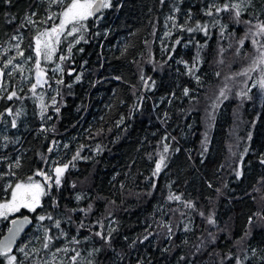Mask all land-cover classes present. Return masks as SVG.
Instances as JSON below:
<instances>
[{
    "label": "trees",
    "instance_id": "16d2710c",
    "mask_svg": "<svg viewBox=\"0 0 264 264\" xmlns=\"http://www.w3.org/2000/svg\"><path fill=\"white\" fill-rule=\"evenodd\" d=\"M225 3L229 11L205 14ZM233 3H241L239 23ZM60 10L50 0H0V97H22L0 99V174L17 160L15 177H5L13 183L69 164L52 188L55 201L43 199L44 214L59 218L61 228L35 222L15 264H264L263 223L257 227L264 216V64L256 63L264 35L255 37L257 46L251 38L239 43L251 27L244 21L264 22V0H111L98 22L90 18L86 30L61 37L53 62L41 58L51 83L37 88L47 106L41 116L29 91L33 49L53 24L48 16ZM197 21L209 36L180 29ZM9 59L22 71L4 68ZM57 64L62 73L51 71ZM5 187L0 182V197L10 193ZM101 226L111 232L110 247L94 234Z\"/></svg>",
    "mask_w": 264,
    "mask_h": 264
},
{
    "label": "snow or ice",
    "instance_id": "6c2138e0",
    "mask_svg": "<svg viewBox=\"0 0 264 264\" xmlns=\"http://www.w3.org/2000/svg\"><path fill=\"white\" fill-rule=\"evenodd\" d=\"M163 2V0H162ZM50 3L52 4H59L61 10L59 12H53L51 13L47 20H53V24L51 25L50 29H45L43 32H40L36 38H35V46H34V53H35V77L33 80V83L29 86V91L34 95L37 96V98L40 100V108H41V116L44 115V112L46 111L47 106L44 103L43 100V92L37 93V88H43L45 85L48 87H51V83L49 82V79H46V70L41 66V58H43L44 62H53V55L57 50V46L61 42V37L65 36V33L67 36H73L81 30L87 29L86 21L89 18H94V21H97L102 16V9L110 8L111 7V0H68L67 3H65V0H50ZM212 8H215V13L218 16L221 11H229V4L225 3L222 7H217L215 4L211 5L208 9V11L205 13L208 16H213ZM231 10L233 11V18L236 20L237 23H239V17L241 16V3H233L231 5ZM59 19V23H55V20ZM169 19H172V17H169ZM47 20L43 21V23H47ZM29 24L35 23L31 17H29L26 21ZM218 22V21H217ZM244 23L250 25L247 29V32L245 34V37L239 41L241 47L243 46L244 39L251 38V43L253 46H257L258 41L255 38L256 36L264 35V22L260 24L253 25L251 21H244ZM175 27V25H173ZM253 28L256 29V31L253 33ZM181 30H186L189 34L200 32L203 33L205 36H209L208 31V25L207 24H201L200 22H195L194 26L187 27L185 29L184 25H180ZM248 33H252V36L249 37ZM83 39V36H79L78 39L75 41V43H79L80 40ZM193 41L190 39L187 43H192ZM198 43V42H197ZM176 44H180V40H176ZM187 46V45H185ZM204 46V45H201ZM264 48V45H261L260 47H257V51L260 53L259 57H257L256 63L264 64V50H261ZM18 54L20 56H23V52L19 51V48L17 46ZM67 51L71 53L72 47L69 46ZM82 51V49H81ZM66 57L64 55H61L59 57V61H63ZM31 59V57L27 58ZM8 65H13L12 59H9L7 63L4 65V68H7ZM13 68H20L22 71L21 66L19 65H13ZM251 70V69H250ZM53 73L63 72V69L57 64V67L53 68L51 70ZM192 69H189V73H191ZM69 75H72V72L69 71ZM4 72L3 69H0V77H3ZM11 75V74H10ZM219 75V73H217ZM237 75H248V72L244 73H237ZM52 81H54L57 84H64V80L62 78H57L55 75L50 78ZM199 79V78H197ZM76 80H79V76H76ZM259 87L264 90V78H262L259 82ZM66 87H71V84L65 85ZM255 86V85H254ZM247 87V85H245ZM185 94H188V90L185 89ZM57 95H59V92L57 91ZM221 96H225V91L222 90L220 93ZM247 92L241 91L240 96L247 97ZM13 98L16 99H22V97L17 95L16 91L10 92L6 97H0V99H7L11 101ZM52 105H55L57 103L56 98H51ZM7 114L12 115L11 108L7 109ZM55 111L58 113L59 108H56ZM16 115H19V112L16 113ZM51 117H49L50 119ZM12 126H16L15 120L12 121ZM249 139H251V136H249ZM55 143V142H53ZM177 151L179 149H176ZM49 152L52 151V148L48 149ZM165 152L168 151V146H165L164 149ZM79 157V153L76 154V156L73 157V160ZM164 162V157L161 156L160 163L156 164V170L153 175L158 173L161 169V165ZM261 164H264V159L260 160ZM9 171L4 174H0V182H3L6 187L4 188V191H7L8 189H11L10 193H8L5 197H0V199H3L4 202L0 203V220L7 221L11 227L7 228V235L4 236L2 240H0V255H4L5 257H8V264H15L16 256L11 255L9 256V253L12 250V246L14 241L16 240L17 235L23 231L24 225L31 223L28 216H23L20 219H9L10 216L15 215L16 213H20L21 209H26L28 212L35 213L37 208H43L44 205L42 203V198L45 196H52V188L56 187L59 188L61 186V177L64 174V172L68 169L69 164H64L62 166L55 167L53 169V172L55 173V176H51L47 174L44 171L37 170L34 174V176H40L43 178V183L40 181L35 180L34 176H28L26 180L16 182H11L8 180H5L6 176L15 177V172L12 171L13 167L19 168L20 163L17 160L14 165H9ZM242 173L237 172V178L241 176ZM173 197H170L172 199ZM175 199L179 200L180 198L174 197ZM53 201H55V197L52 196ZM77 199H80V197H77ZM59 203L56 201L52 204V207H58ZM188 207H193L191 203L187 205ZM80 211H85L84 209H81ZM87 211H91V205H89ZM203 215V213H200ZM37 219L39 221H51L52 225L56 229L61 228V220L57 217H54L50 212H47L46 214H38ZM208 222L210 224H214L215 221L211 218L208 219ZM99 223V222H98ZM79 227L84 228L85 225L83 222L80 223ZM46 240L52 241L54 239L53 236L47 235V232L50 231V229H46ZM114 231V229L112 230ZM169 231L171 229L169 228ZM97 237H99L101 240L104 241L106 245L109 247L111 246V232H109L107 235L102 230L97 231L94 233ZM149 239V235H145L143 237V240H141V243ZM72 243H79L78 240L73 238L71 241ZM48 247V244H45V248ZM20 252H24V248L21 247L18 249ZM64 251H67V249H64ZM72 251L75 253V256H79V252L76 251V249H72ZM99 251V249H97ZM27 255V253H25ZM75 256L72 258L75 260ZM183 259V257L181 258Z\"/></svg>",
    "mask_w": 264,
    "mask_h": 264
},
{
    "label": "rangeland",
    "instance_id": "374dc122",
    "mask_svg": "<svg viewBox=\"0 0 264 264\" xmlns=\"http://www.w3.org/2000/svg\"><path fill=\"white\" fill-rule=\"evenodd\" d=\"M90 19V18H89ZM58 23H59V21H58ZM57 23V24H58ZM51 27V26H50ZM50 27H48V28H45V29H50ZM0 69H1V67H0ZM46 78V77H45ZM262 78H264V77H262ZM0 79H1V77H0ZM68 164V163H67ZM62 165H64V164H58V165H55L53 168H50L49 170H46V169H42L41 171H44V172H46L47 174H49V175H51V176H55V173L53 172V169L55 168V167H58V166H62ZM66 172V171H65ZM64 172V173H65ZM64 175V174H63ZM62 175V176H63ZM34 178H35V180H37V181H40V182H44L43 181V179H41L40 177H38V176H34ZM62 178V177H61ZM45 197H47V196H45ZM45 197H43L42 198V203H43V199L45 198ZM2 202H4V201H1L0 203H2ZM22 210L23 209H21V211H20V213L22 212ZM26 210V209H25ZM27 211V210H26ZM20 213H16L15 215H13V216H10L9 217V219L11 220V219H15V217H17V216H19L20 215ZM38 214H44V207L43 208H37V210H36V212L35 213H33V215H38ZM38 222H41V221H39V220H37V223L36 224H38ZM259 223H263V228H264V216L263 217H260L259 218V222H258V224ZM41 224V223H40ZM40 224H38V225H40ZM38 225H36V226H38ZM34 226H35V223H34V225H33V227L30 229V230H32L33 228H34ZM260 226V224L259 225H257V227H259ZM8 227H10V225H9V223H7V221H3V220H0V233H4L5 231H7V228ZM30 233V231L29 232H27L26 233V235H28ZM35 241V238L34 239H31L30 240V242H34ZM21 247H23V248H25V243H23L19 248H21ZM18 248V249H19ZM20 252V251H19ZM21 253V252H20ZM17 254V253H16ZM15 254V255H16ZM56 255H57V253L54 251H52L50 254H48V258H49V261H51V262H53V260L55 259V257H56ZM24 256H26L25 254H24ZM23 256V258H25ZM7 260V259H6ZM30 262H29V264H36V260L35 259H31V260H29Z\"/></svg>",
    "mask_w": 264,
    "mask_h": 264
},
{
    "label": "flooded vegetation",
    "instance_id": "af4514ba",
    "mask_svg": "<svg viewBox=\"0 0 264 264\" xmlns=\"http://www.w3.org/2000/svg\"><path fill=\"white\" fill-rule=\"evenodd\" d=\"M45 169H48V168H45ZM33 176H34V175H33ZM38 177H40V176H38ZM40 178L43 179L42 177H40ZM23 216H30V217L33 219L34 223L37 222V220H38L36 215H33L32 212H28V211H26L25 209H23L22 212L20 213V215L17 216V217H15V218L23 217ZM9 225H10V224H9ZM29 231L31 232L32 230H29ZM29 231H27V232H29ZM6 232H7V231H5L4 233H0V239L5 235ZM25 237H26V240H25L24 242H22V240H23ZM28 240H29V236L25 234V235L21 238L20 242L17 244V246L15 247V249H12V250H11V252L9 253V256H11V255L16 256V255H17L16 253H18V248H19L23 243H26ZM15 254H16V255H15ZM2 257H4V258H5V262L8 263V257H5L4 255H0V261H2V260H1ZM6 259H7V260H6Z\"/></svg>",
    "mask_w": 264,
    "mask_h": 264
},
{
    "label": "water",
    "instance_id": "95a60500",
    "mask_svg": "<svg viewBox=\"0 0 264 264\" xmlns=\"http://www.w3.org/2000/svg\"><path fill=\"white\" fill-rule=\"evenodd\" d=\"M102 12H103V9H102ZM28 217H29L31 223H28V224H25L24 225V229H23V231H21L17 235L16 240L13 243L12 249H15V247L17 246V244L20 242L21 238L27 233V231H29L33 227L34 221H33V219L30 216H28ZM20 218H22V217H18V218H15V219H20ZM10 227H11V225H10ZM7 234L8 233L6 232L4 236H6ZM4 236L0 240H2L4 238Z\"/></svg>",
    "mask_w": 264,
    "mask_h": 264
}]
</instances>
